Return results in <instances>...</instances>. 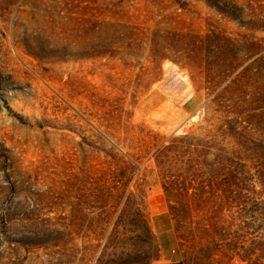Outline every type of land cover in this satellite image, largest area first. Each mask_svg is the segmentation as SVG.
I'll use <instances>...</instances> for the list:
<instances>
[{
	"label": "rangeland",
	"instance_id": "rangeland-1",
	"mask_svg": "<svg viewBox=\"0 0 264 264\" xmlns=\"http://www.w3.org/2000/svg\"><path fill=\"white\" fill-rule=\"evenodd\" d=\"M0 264H264V0H0Z\"/></svg>",
	"mask_w": 264,
	"mask_h": 264
}]
</instances>
